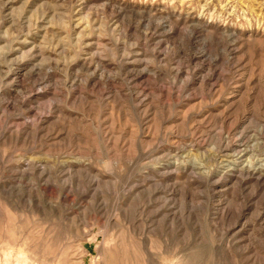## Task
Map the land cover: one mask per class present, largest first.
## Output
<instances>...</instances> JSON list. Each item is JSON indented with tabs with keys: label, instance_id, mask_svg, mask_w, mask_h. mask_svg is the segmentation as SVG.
<instances>
[{
	"label": "rangeland",
	"instance_id": "1",
	"mask_svg": "<svg viewBox=\"0 0 264 264\" xmlns=\"http://www.w3.org/2000/svg\"><path fill=\"white\" fill-rule=\"evenodd\" d=\"M0 264H264V0H0Z\"/></svg>",
	"mask_w": 264,
	"mask_h": 264
}]
</instances>
